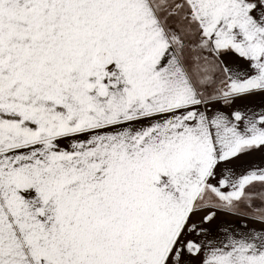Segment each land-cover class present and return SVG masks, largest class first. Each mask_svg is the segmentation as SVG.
Listing matches in <instances>:
<instances>
[{"label":"snow or ice","instance_id":"obj_1","mask_svg":"<svg viewBox=\"0 0 264 264\" xmlns=\"http://www.w3.org/2000/svg\"><path fill=\"white\" fill-rule=\"evenodd\" d=\"M0 264H264V0H0Z\"/></svg>","mask_w":264,"mask_h":264}]
</instances>
